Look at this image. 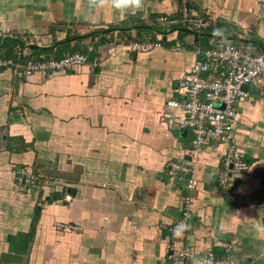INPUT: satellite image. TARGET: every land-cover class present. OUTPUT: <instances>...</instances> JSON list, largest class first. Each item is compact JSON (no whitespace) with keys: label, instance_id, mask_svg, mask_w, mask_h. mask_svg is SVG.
I'll use <instances>...</instances> for the list:
<instances>
[{"label":"crops","instance_id":"1","mask_svg":"<svg viewBox=\"0 0 264 264\" xmlns=\"http://www.w3.org/2000/svg\"><path fill=\"white\" fill-rule=\"evenodd\" d=\"M181 1L143 0L135 14L116 16L110 7L86 14V0H0V32L25 39L30 59L86 58L50 76L0 70V264H161L180 247L188 264L209 251L228 264H264L260 90L235 105L232 141L250 168L227 185L218 182L226 143L194 152L189 131L163 122L197 51L226 40L264 53V0H187L207 30L158 26L157 18L180 15ZM158 31V49L124 47ZM17 43L0 39V57ZM168 162L195 166L193 191L167 174ZM30 173L41 186L26 192ZM188 197L190 228L176 237L170 228ZM56 223L80 229L60 232Z\"/></svg>","mask_w":264,"mask_h":264},{"label":"built area","instance_id":"2","mask_svg":"<svg viewBox=\"0 0 264 264\" xmlns=\"http://www.w3.org/2000/svg\"><path fill=\"white\" fill-rule=\"evenodd\" d=\"M158 26H168L178 30H189L202 33L209 28V23L191 12L187 0L181 1L178 17H159ZM154 39L131 41L124 46L131 53H149L163 45V33L156 32ZM19 42L13 47L10 57H0V70H11L28 77L39 73L50 76L73 70L86 63V58L76 52L59 58L30 59L29 43L14 34L0 32V39ZM198 59L192 68L178 81L174 96L165 104L169 112L164 114L163 122L171 132L189 131L192 136V150L201 152L210 145L226 143L227 148L222 156L218 182L229 184L234 177L248 171L250 163L245 154L237 149L232 141V132L238 119L235 105L250 97L251 89L258 88L264 98V53H252L241 49L234 42L217 40L214 45L203 51H197ZM166 172L185 181L188 192L197 185L196 169L190 163L168 162ZM24 191L29 192L41 186L37 176L25 174L22 179ZM64 201L72 199L69 190L64 193ZM190 198H186L177 222L170 231L185 222L188 224ZM80 228L75 224L56 223L55 230L75 232ZM228 252V251H227ZM212 264H228V258L217 259L212 251L206 255ZM190 255L184 247L170 249L161 264H188Z\"/></svg>","mask_w":264,"mask_h":264},{"label":"clouds","instance_id":"3","mask_svg":"<svg viewBox=\"0 0 264 264\" xmlns=\"http://www.w3.org/2000/svg\"><path fill=\"white\" fill-rule=\"evenodd\" d=\"M143 0H86L84 11L86 14H91L96 10L110 7L113 14L119 16L121 14L127 16L135 14L142 8ZM215 34H219V30ZM190 228L185 222H181L174 229L173 233L176 237H181L185 231ZM257 231L264 234V226H258ZM198 264H212L211 259L202 258Z\"/></svg>","mask_w":264,"mask_h":264},{"label":"rangeland","instance_id":"4","mask_svg":"<svg viewBox=\"0 0 264 264\" xmlns=\"http://www.w3.org/2000/svg\"><path fill=\"white\" fill-rule=\"evenodd\" d=\"M42 180L44 181V182H49V180H47V179H45V178H42ZM63 190V189H62Z\"/></svg>","mask_w":264,"mask_h":264},{"label":"water","instance_id":"5","mask_svg":"<svg viewBox=\"0 0 264 264\" xmlns=\"http://www.w3.org/2000/svg\"><path fill=\"white\" fill-rule=\"evenodd\" d=\"M47 58V57H46Z\"/></svg>","mask_w":264,"mask_h":264}]
</instances>
